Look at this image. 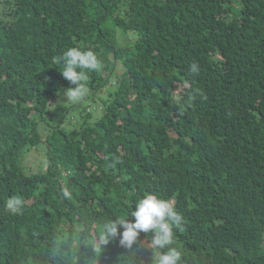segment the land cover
Segmentation results:
<instances>
[{"label":"trees","instance_id":"trees-1","mask_svg":"<svg viewBox=\"0 0 264 264\" xmlns=\"http://www.w3.org/2000/svg\"><path fill=\"white\" fill-rule=\"evenodd\" d=\"M72 47L100 65L84 101L110 88L67 127ZM149 193L184 218L183 264H264V0H0V264H152L150 234L100 243Z\"/></svg>","mask_w":264,"mask_h":264},{"label":"clouds","instance_id":"clouds-1","mask_svg":"<svg viewBox=\"0 0 264 264\" xmlns=\"http://www.w3.org/2000/svg\"><path fill=\"white\" fill-rule=\"evenodd\" d=\"M63 64L62 76L74 87L67 90V98L79 100L88 90V75L85 70H96L99 61L91 49L81 50L69 48L60 58ZM193 73L199 71L198 65H190ZM68 196V193H64ZM23 202L20 198L12 197L6 207L12 211L20 210ZM128 217L133 218L129 220ZM183 216L177 211L174 203L156 193L142 196L135 202L134 210L125 216H115L106 222L101 229L100 243L107 244L119 236L120 244L131 248L138 243L141 233L150 234L148 247L153 250L152 264H183L182 251L176 245V230H183ZM122 229V231H121Z\"/></svg>","mask_w":264,"mask_h":264},{"label":"rangeland","instance_id":"rangeland-1","mask_svg":"<svg viewBox=\"0 0 264 264\" xmlns=\"http://www.w3.org/2000/svg\"><path fill=\"white\" fill-rule=\"evenodd\" d=\"M119 33V32H118ZM129 37V33H128ZM112 82V81H111ZM110 88V87H109ZM109 88H106L99 96H96L97 100L91 103L90 100H87V96L85 98H80L79 100H70L67 98V92L68 90H62L56 92L54 95V98L51 101V104L49 105V111L48 116L50 121H52V118H54L58 114H62L61 111L63 108L66 109V113H63L64 123L63 126L72 127L73 125L78 126L79 123L77 122L78 112H84L82 105L88 107V111L91 113V119L93 116L100 114V106H101V100L106 98V95L108 93ZM108 89V90H107ZM187 87H184V90H186ZM181 90V87H176L175 94L178 95V92ZM72 105H77V107H72ZM72 108H69V107ZM46 122H50L47 118V113L45 114ZM77 115V116H76ZM54 121V120H53ZM46 122H42L41 125H39V130L41 131V134L44 135L47 131V128H45ZM19 164L26 170L27 172H41L46 168V153H45V146L43 142L38 143L36 146H32L28 149H25L19 160Z\"/></svg>","mask_w":264,"mask_h":264},{"label":"bare ground","instance_id":"bare-ground-1","mask_svg":"<svg viewBox=\"0 0 264 264\" xmlns=\"http://www.w3.org/2000/svg\"><path fill=\"white\" fill-rule=\"evenodd\" d=\"M225 119V118H224Z\"/></svg>","mask_w":264,"mask_h":264}]
</instances>
